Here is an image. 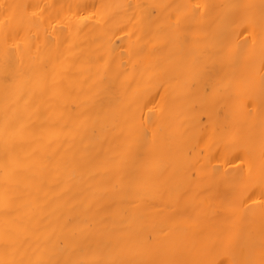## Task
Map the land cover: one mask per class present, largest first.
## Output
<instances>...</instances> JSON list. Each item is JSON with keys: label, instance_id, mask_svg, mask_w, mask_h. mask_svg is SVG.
<instances>
[{"label": "bare ground", "instance_id": "1", "mask_svg": "<svg viewBox=\"0 0 264 264\" xmlns=\"http://www.w3.org/2000/svg\"><path fill=\"white\" fill-rule=\"evenodd\" d=\"M0 264H264V0H0Z\"/></svg>", "mask_w": 264, "mask_h": 264}]
</instances>
